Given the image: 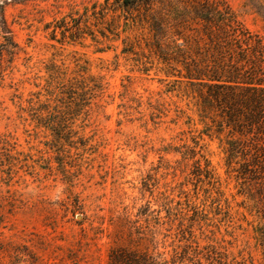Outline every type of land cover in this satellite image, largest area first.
<instances>
[{
  "label": "rangeland",
  "instance_id": "obj_1",
  "mask_svg": "<svg viewBox=\"0 0 264 264\" xmlns=\"http://www.w3.org/2000/svg\"><path fill=\"white\" fill-rule=\"evenodd\" d=\"M103 1L0 0L20 47L15 60L4 63L0 80V264H110L112 249L138 248L140 237L151 248L153 226L161 222L164 229L155 240L162 251L176 237L182 215L187 227L193 225L182 241L193 235L204 245L210 237L235 259L264 264L253 218L233 174L225 170L216 140L208 141V156L231 209L225 202L221 209L196 197L204 198L205 192L192 175L194 157L186 159L189 151L183 152L193 146L201 125L184 83L166 76L145 45L144 54L130 44L121 52L118 39L113 48L98 52L89 36L75 45L48 38V25L70 21L71 15ZM226 1L264 39V0ZM126 35L129 42L137 41L134 31L121 33L123 39ZM51 61L69 69L88 61L106 88L90 118L63 127L68 131L63 137L70 135L64 146L28 115L32 93ZM58 151L64 154L56 156ZM58 161L67 164L66 170Z\"/></svg>",
  "mask_w": 264,
  "mask_h": 264
},
{
  "label": "trees",
  "instance_id": "obj_2",
  "mask_svg": "<svg viewBox=\"0 0 264 264\" xmlns=\"http://www.w3.org/2000/svg\"><path fill=\"white\" fill-rule=\"evenodd\" d=\"M46 30L49 39L61 44H81L89 36L96 41L98 52L113 48L118 39L123 43L121 52H127L130 44L132 48L136 45L138 54H144L145 45L164 65L166 76L184 83L201 125L198 135L192 137L193 146L186 145L183 152L186 155L189 151L186 159L194 157L192 175L205 192L204 198L196 197L212 206L215 203L217 208L225 202L227 210L231 209L223 182L208 156V141L216 140L225 170L233 174L237 193L245 202L243 207L253 218L250 224L264 263L263 37L245 26L226 0H104L71 15L70 21L63 18L58 24L48 25ZM130 31H134L135 43L129 42L127 35L121 37V33ZM19 51L0 5V80L4 78V63H12ZM130 52L136 53L135 49ZM44 72L43 83L32 93L35 98L30 101L28 115L47 130L53 141L64 146L70 135L63 137L68 134L63 127L77 119L84 122L94 113V107L100 108L105 84L90 72L88 61H77L71 69L51 61ZM58 164L66 170L67 164ZM171 215L172 206L168 207L169 229L176 224ZM177 226L169 249L159 251L157 247L155 236L164 229L161 222L153 226L151 248L145 236L140 237L138 248L112 249L109 263L246 264L231 256L217 239L209 237L201 245L192 240V235L191 240L182 241L186 229L193 230V225L187 227L183 215Z\"/></svg>",
  "mask_w": 264,
  "mask_h": 264
}]
</instances>
